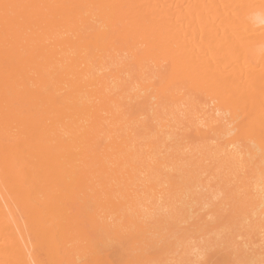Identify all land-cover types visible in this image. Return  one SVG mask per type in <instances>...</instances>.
<instances>
[{"label": "bare ground", "instance_id": "1", "mask_svg": "<svg viewBox=\"0 0 264 264\" xmlns=\"http://www.w3.org/2000/svg\"><path fill=\"white\" fill-rule=\"evenodd\" d=\"M201 261L264 264V0H0V264Z\"/></svg>", "mask_w": 264, "mask_h": 264}, {"label": "rangeland", "instance_id": "2", "mask_svg": "<svg viewBox=\"0 0 264 264\" xmlns=\"http://www.w3.org/2000/svg\"><path fill=\"white\" fill-rule=\"evenodd\" d=\"M258 65L260 66V64L257 63V64L255 65V67H259ZM260 67H262V64H261ZM204 152H205V151H204ZM208 153H209V152H208ZM208 153L205 152V155L208 154ZM203 154H204V153H203ZM203 154H202V155H203ZM208 155H210V154H208ZM208 155L205 156V157H206V158H205L206 161H205V159H203L204 162H205V164H206V162H208L209 160H211V159H210V158H211L210 156H212V155L209 156L210 158H209L208 161H207ZM201 158H202V156H201ZM212 161L214 162L215 160L212 159L210 163H213ZM204 162H203V163H204ZM217 162H218V161H217ZM217 162H216V163H217ZM216 163H215V165H216ZM207 164H208V163H207ZM208 165H209V164H208ZM208 165H207V167H205L206 169L209 168V167L211 166V165H209V166H208ZM215 165H214V166L212 165L213 167L211 166L212 169L216 167ZM217 165H218V164H217ZM216 168H217V169H215V170H218V169L220 168V165H218ZM220 169H221V168H220ZM208 170H210V168H209ZM233 171H234V170H233ZM233 171H232V172H233ZM236 171H237V170H236ZM236 171H235V172H236ZM227 172H228V171H227ZM232 172H231V173H232ZM233 173H234V172H233ZM235 174H236V173H235ZM237 174H238V172H237ZM239 174H240V173H239ZM242 174H243V173H242ZM204 175H205V177L208 176L207 174H204ZM225 175H227V174H225ZM225 175H224V176H225ZM230 175H231V174L228 173V176H227V177L225 176L226 178L224 179V181H221V180H220L221 177H220L219 175H218L219 177L215 176V178L217 177L216 182H215V181H212V180H214L215 178H213L212 180H207V179H206L207 177H206L205 180H206L207 182H208V181H210V182H211V181H212V182H215V183H217V185L219 184V181L221 182V184H222V183L224 184V182L226 181V179H227V178H230ZM243 175H244V174H243ZM231 176H232V175H231ZM235 176H237V175H233V177H235ZM211 177H212V175H211ZM213 177H214V176H213ZM233 177H232V179H233ZM209 178H210V176L208 177V179H209ZM218 178H220L219 181H218ZM223 178H224V177H223ZM222 180H223V179H222ZM206 181H205V183H207ZM212 182L210 183L211 185H209V183H207V184H208V187H209V186H212ZM215 183H214V184H215ZM207 184H206V186H207ZM223 184H222V185H223ZM222 185H219V186H222ZM224 185H225V184H224ZM219 186H218V187H219ZM209 188H210V187H209ZM214 188H215V186H214ZM214 188H213V189L210 188L209 190H210V191H211V190H214V192H217V191H218V188L216 187V188H217V191H216V188H215V189H214ZM219 189H220V188H219ZM204 190H205V189H203V191H204ZM220 190H221V189H220ZM203 191H202V194H203ZM210 191H209V192H210ZM206 193H207V188H206V190H205V196H206L205 200H206V201H208V200H207L208 196H209L212 200H215V198H214V199L212 198V195H213V197H214V194H216V193H213V192H212L213 194H212L211 196L209 195V194H211V193H209L208 196L206 195ZM218 193H219V192H217V194H218ZM220 193H221V192H220ZM220 193H219V195L216 194V196L219 197V196L221 195ZM203 195H204V194H203ZM222 196H223V193H222V195H221V197H220V199H219V200H221V201H222V199H223ZM203 199H204V198H203ZM208 199H209V198H208ZM216 199H218V198L216 197ZM212 200H211V201H212ZM211 201L209 200L208 202H211ZM215 201L217 202V200H215ZM215 201H212V202H215ZM203 202L205 203V201H203ZM208 202H207V203H208ZM212 202H211V203H212ZM207 203H206V204H207ZM217 203H218V204H216V205H215V203H213V205H215L216 207L219 206V203H220V206L223 205V204H221V202H219V201H218ZM228 203H229V202H228ZM230 203H231V205L228 204L227 206H229V208H227V209H223L224 207L226 208V206L223 205L224 207H223L222 209L225 210V211L227 210V212H226L225 214H229V213L231 214V213H232V209L229 210L230 212L228 211V209L232 208L231 206L233 205L232 202H230ZM210 205H211V204H210ZM213 205H212V206H213ZM212 206H211V207H212ZM206 207H207V206H205V209H206ZM209 207H210V206H209ZM209 207H208L207 209H209ZM212 208H214V207H212ZM220 209H221V208H220ZM220 209H219V211H221ZM223 210H222V213H223ZM225 211H224V212H225ZM228 212H229V213H228ZM223 215H224V213H223ZM241 217H242V216H241ZM241 217H240V218H241ZM238 219H239V218H238ZM240 220L242 221V219H240ZM240 220H237V223H238L237 225L240 226V227H239V226H238V227H239V229L241 230V229L244 227V225L242 226L241 223L243 222V224H244V222H246V221H242L241 223H239L238 221H240ZM243 220H244V219H243ZM248 222H251V221H248ZM234 225H235V224H234ZM245 225H250V223H247V224H245ZM228 226H229V225H228ZM231 226L233 227V224H232ZM221 227H225V228H226V231H227V226H226V225H222ZM232 227H228V228H232ZM238 227H237V228H238ZM250 227H251V226H250ZM233 228H234V227H233ZM233 228H232V230H234V231L237 229V228H235V229H233ZM247 228L249 229V227H247ZM220 229H222V228H219V229L217 230V232L214 233V234H215V235H218V232H219ZM223 229H224V228H223ZM244 229H245V228H243V230H244ZM224 230H225V229H224ZM224 230H223V231H224ZM243 230H242V231H243ZM246 230H247V229H246ZM237 231H239V230H237ZM242 231H240V232L242 233V234L240 233L242 236L244 235L243 233L248 232V231H244V232H242ZM249 231H250V229H249ZM232 232H233V231H232ZM250 232H251V231H250ZM252 232H253V230H252ZM227 233H228V231H227ZM227 233H225V234H227ZM234 233H236V235H235V237H236L238 234H237L236 231H235ZM234 233H233V234H234ZM238 233H239V232H238ZM225 234H224V236H226ZM229 234H232V233L230 232ZM240 234H239V235H240ZM246 234H249V233H245V235H246ZM211 235H212V234H211ZM219 235L222 236V235H221V232L219 233ZM219 235L217 236L218 238L220 237ZM245 235H244V236H245ZM227 236H228V234H227ZM230 236H231V235H230ZM230 236H228V238H229ZM244 236H243V239L249 238V235H248V236H245V237H244ZM210 237H212L213 239H215L214 236H210ZM222 237H223V236H222ZM222 237H221V239H222ZM233 237H234V235H233ZM235 237H234V238H235ZM238 237H239V236H238ZM238 237H236L237 239L235 238L236 241L239 240V238H240L241 236H240L239 238H238ZM212 238H211V239H212ZM228 238H227V239H226V238H223V239H226L225 241H227ZM234 238H233V239H234ZM213 239H212V241L210 240V242H209V241H208V242H209V243L215 242V240L213 241ZM230 239H231V237L229 238V240H230ZM240 239H241V238H240ZM243 239H241V241H242ZM229 240H228V241H229ZM206 241H207V240H206ZM220 241H221V240H220ZM230 241H231V240H230ZM241 241H239V243H240ZM203 243H205V242H203ZM203 243H202V244H203ZM209 243H208V244H209ZM216 243L219 244V239H216ZM225 243H226V242H224V244H225ZM227 243H228V242H227ZM233 243H234V245H236V247H237V249H238V248H239V247L237 246L238 244H236L235 241H234ZM218 244H216V245H218ZM221 244H222V243H221ZM200 245H201V244H200ZM206 245H207V244H206ZM216 245H215V244L213 245V243H212V246H211L210 244H209L208 246H205V244H203L201 247H202V248H205V247H206V249H209V248L211 249L212 247H214V246H216ZM225 245H226V244H225ZM228 245H229V244H228ZM234 245H233V248H234ZM203 246H204V247H203ZM209 246H210V247H209ZM220 246H221V245H220ZM223 246H224V245L222 244V247L218 248V253H219V252L222 253V251H220V250H223V251L225 252L226 249H225V247H223ZM226 246H227V245H226ZM207 247H209V248H207ZM227 247H230V246H227ZM231 248H232V247H231ZM212 249H214L215 252H216V250H217V249H215V248H212ZM214 250H212L213 253H214ZM230 250H231V249H230ZM202 251L205 252L206 250L204 251V249H203ZM226 251H227V250H226ZM228 251H229V250H228ZM235 251H236V250H235ZM206 252H207V253H205V254H207V255L209 254L208 256H206L207 259H208V258L210 259L212 256L214 257V258L212 257L213 259H212V258L210 259V261H211L212 263L215 262L216 259H217V262L220 263L221 259L218 261V257H221L222 255L218 256L217 253H216L217 255H216V254H212V253H211V250H210V252H208V251H206ZM210 253H211L212 255H211ZM220 253H219V254H220ZM233 253H234V252H233ZM223 254H224V253H223ZM227 254H228V252H227ZM230 254H232V253H230ZM237 254H238V253H237ZM210 255H211V256H210ZM214 255L217 256V257L215 258ZM228 255H229V254H228ZM228 255H227V256H228ZM238 255H239V254H238ZM209 256H210V257H209ZM225 256H226V252H225ZM236 256H237V255H236ZM241 256H242V258L245 257V256L243 257V255H241ZM202 257H203V255H202ZM202 257L200 258L201 260H202ZM204 257H205V255H204ZM206 257H205V258H206ZM223 257H224V255H223ZM231 257H233L231 260H234V257H235V256H234L233 254L230 256V258H231ZM221 258H222V257H221ZM235 259H236V258H235ZM237 259H238V258H237ZM203 260H204V259H203ZM212 260H214V261H212ZM240 260H241V259H240ZM240 260H239V262H240ZM242 260H244V259H242ZM237 261H238V260H237ZM237 261H236V263H238ZM198 262H199V261H198ZM234 262H235V260H234ZM241 262H242V261H241ZM243 262L245 263L246 261H243ZM243 262H242V263H243ZM212 263H209V264H212ZM230 263H231V262H230ZM196 264H197V263H196ZM198 264H199V263H198ZM200 264H203L202 261H201ZM214 264H215V263H214ZM217 264H218V263H217ZM232 264H233V263H232ZM238 264H239V263H238Z\"/></svg>", "mask_w": 264, "mask_h": 264}]
</instances>
